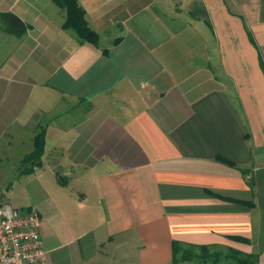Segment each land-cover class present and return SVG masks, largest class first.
Returning <instances> with one entry per match:
<instances>
[{"label":"crops","instance_id":"obj_1","mask_svg":"<svg viewBox=\"0 0 264 264\" xmlns=\"http://www.w3.org/2000/svg\"><path fill=\"white\" fill-rule=\"evenodd\" d=\"M78 3L97 46L53 0H0L28 25L0 28V163L45 129L47 263L174 264L180 242L264 264V0Z\"/></svg>","mask_w":264,"mask_h":264},{"label":"rangeland","instance_id":"obj_2","mask_svg":"<svg viewBox=\"0 0 264 264\" xmlns=\"http://www.w3.org/2000/svg\"><path fill=\"white\" fill-rule=\"evenodd\" d=\"M1 22L2 21L0 20V25L2 24ZM24 152L25 150H22L20 153L23 154ZM18 159L19 156L16 159L14 158L9 161H3L2 163H0V195L5 196L10 202H12L15 206L20 209L37 212V214H39L42 219V226L40 228L42 236L47 235L51 232H53L54 234H56L57 232L60 234L66 233V223L61 221V213H53L52 215L51 223L54 226V231L48 225H45V223H47L48 216H50L51 214V209H54L53 206H57L58 208H61L62 206V202H59L58 199L56 200L57 202L54 203V197L56 194H58L59 196V191L57 189H54L56 188L53 187L54 183L51 184L52 178H47L50 173L49 169L48 173H44V169L39 168L37 173L21 175L20 169L24 167H21V165L17 166ZM39 175L42 178L36 177ZM62 190L64 191L65 189ZM73 208L75 210L74 215L76 217L78 215V211H76V207L74 205ZM38 210H40V212ZM80 217L81 216H79V218ZM56 225H58V229L56 228ZM186 248L190 252V255H195L199 251L198 249L192 247ZM73 249L75 251L78 250L79 254L84 253L81 244H77L74 238L72 240H69L68 245H65V247L61 251L73 253ZM217 251L223 253V255L220 256L216 263L214 262V255L211 257L210 254H213ZM85 252H88V250H86ZM207 253L209 254V260H207L208 262L206 261V263L191 262L184 264H236L234 262V258L225 256L226 254H231L225 248L210 247L207 250Z\"/></svg>","mask_w":264,"mask_h":264},{"label":"trees","instance_id":"obj_3","mask_svg":"<svg viewBox=\"0 0 264 264\" xmlns=\"http://www.w3.org/2000/svg\"><path fill=\"white\" fill-rule=\"evenodd\" d=\"M59 7L66 10V20L63 23V28L73 30L81 42H89L93 45H98L99 34L93 30L85 16V10L79 5L78 0H53ZM0 20L2 21L3 31L14 34L18 37L23 36L26 32L28 25L23 22V20L12 12H0ZM45 129L41 131L34 138V150L26 154L21 162L20 174H31L36 171L37 168L43 165V155L45 152ZM57 178L59 183L66 185L67 182L63 181V176L57 173ZM67 181V180H66ZM186 247L195 248L199 251L194 255H190V252ZM209 246H193L189 244H184L180 242H175L173 244V262L174 264H184V263H206L208 258L207 250ZM229 254L226 257H232L235 259L236 264H258L257 256L253 254H246L238 250L228 249ZM214 257V262L217 263L223 253L217 251L210 254ZM208 262V261H207Z\"/></svg>","mask_w":264,"mask_h":264},{"label":"built area","instance_id":"obj_4","mask_svg":"<svg viewBox=\"0 0 264 264\" xmlns=\"http://www.w3.org/2000/svg\"><path fill=\"white\" fill-rule=\"evenodd\" d=\"M41 224L37 212L0 195V264H48Z\"/></svg>","mask_w":264,"mask_h":264}]
</instances>
